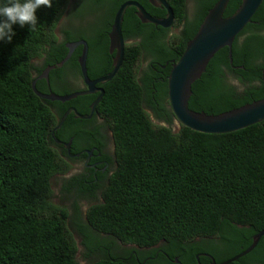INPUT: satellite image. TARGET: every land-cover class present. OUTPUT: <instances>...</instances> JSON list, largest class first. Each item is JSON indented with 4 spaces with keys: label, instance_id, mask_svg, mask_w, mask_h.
<instances>
[{
    "label": "trees",
    "instance_id": "trees-1",
    "mask_svg": "<svg viewBox=\"0 0 264 264\" xmlns=\"http://www.w3.org/2000/svg\"><path fill=\"white\" fill-rule=\"evenodd\" d=\"M70 1L72 19H78L79 10L103 12L93 36L75 35L71 25L60 31L59 39L58 22ZM125 1L53 0L50 8L36 11L34 28L14 25L11 43L0 42V264H78L68 212L52 202L51 179L70 165L64 151L62 155L55 149L60 146L51 132L68 108L88 115L98 93L49 101L33 92L32 83L44 95L83 91L76 86L82 81L81 46L43 77L66 58L67 45L80 40L88 45V78L108 74L116 56L109 52V32ZM130 1L154 18L166 15L148 0ZM192 1L194 11L188 18L187 0H166L174 16L171 27L179 28L175 34L171 27L142 23L136 9L127 8L123 60L115 76L98 86L104 94L93 116L80 120L71 113L54 133L59 141L72 138L76 149L83 136L79 130L86 136L93 133L89 127L95 115L112 132L117 168L101 190V201L86 211V224L100 237L81 233L83 245L95 255L88 264H137L134 257L145 264H170L175 257L182 264H196L197 253H207L220 264L247 249L264 231V121L224 134L199 133L182 125L174 133L154 125L145 110L147 106L168 125L176 121L168 104L167 77L218 0ZM241 2L229 0L223 17L234 14ZM142 58L148 63L140 70ZM33 60H40L39 65ZM63 83L72 90L60 89ZM262 99L264 0L233 41L231 61L228 49H220L192 84L188 109L217 116ZM66 182L87 194L79 176ZM156 245L167 257L155 258ZM85 257L91 259L90 254ZM208 262L200 258V264ZM230 264H264L263 238Z\"/></svg>",
    "mask_w": 264,
    "mask_h": 264
},
{
    "label": "water",
    "instance_id": "water-1",
    "mask_svg": "<svg viewBox=\"0 0 264 264\" xmlns=\"http://www.w3.org/2000/svg\"><path fill=\"white\" fill-rule=\"evenodd\" d=\"M229 0H218L217 3L207 12L194 37L187 42L185 50L173 63L167 77V99L169 107L179 125L192 131L204 134H224L244 129L248 126L264 121V99L245 105L238 109L217 115L209 116L203 113H195L188 109V100L191 95V86L198 80L213 56L222 48L228 49V56L231 61V47L235 38L251 22L252 17L261 6L263 0H242L239 8L230 17L224 18L223 13ZM155 7H161L166 11L162 19L150 16L144 8L135 1H125L117 9L109 32V52H115L112 70L97 79H89L87 76L88 45L80 40L67 45L68 54L66 58L54 67L46 70L61 67L69 58L73 50L82 47L78 59L80 74L85 86L83 91L74 92L64 96L40 94L35 88V81L32 83L33 92L41 99L58 102H68L78 96L98 93L90 107L88 115L77 113L74 108H68L62 115L56 127L51 132L53 141L69 149V144H64L55 138L54 133L61 128L66 118L72 113L75 118L89 120L94 114L95 108L104 91L99 85L109 82L119 70L124 53L125 41L122 36V23L125 11L129 7L136 9V15L142 23H149L156 27L168 29L172 26L174 16L166 0H148ZM43 77L47 78V74ZM263 238L264 231H260L253 237V243L247 249L235 257L220 264H230L249 254ZM213 264L214 261H212Z\"/></svg>",
    "mask_w": 264,
    "mask_h": 264
},
{
    "label": "rangeland",
    "instance_id": "rangeland-1",
    "mask_svg": "<svg viewBox=\"0 0 264 264\" xmlns=\"http://www.w3.org/2000/svg\"><path fill=\"white\" fill-rule=\"evenodd\" d=\"M73 1H70L66 10L62 14L57 26V35L59 39H62L61 30L67 28L69 26L74 25V29L72 30L75 35L78 34H86L87 36H93L98 28L101 26V13L97 10H91V12H82L78 11L79 17L78 19H72L71 9L73 5ZM194 11V2L192 0H187V14L188 18H190ZM179 28H170V33H177ZM131 41H127L129 43ZM33 63L37 66L40 63V60H33ZM147 60H143L140 63V70L144 69L147 66ZM139 70V71H140ZM232 85H237L233 79H229ZM76 86L78 88L83 87L82 81H77ZM58 87L62 90H72V87L69 83H63L58 85ZM237 87V86H236ZM145 110L148 114L149 120L156 126H165L169 127L172 132H177L179 130V124L177 121H173L171 125H168L163 120H158L153 112L145 106ZM58 152L60 150L55 148ZM69 163V162H68ZM70 167L63 174H57L51 179V189H52V202L60 207H64L68 212V227L74 236L75 246H76V254L75 259L78 264H88L90 261H94L95 255L93 252H89L86 246L83 245V238L81 233L87 232L90 238H96L99 234L95 233L91 230L86 224V211L87 209L101 201V195L96 193L95 198L91 199L84 205V200L89 199V194H82L75 188H70V184L66 182L72 176L82 172L83 162L72 165L69 163ZM100 237V236H99ZM104 237L103 235L101 238ZM121 248V247H120ZM123 248V247H122ZM92 253V254H91ZM86 254H90L91 259H87L85 257Z\"/></svg>",
    "mask_w": 264,
    "mask_h": 264
},
{
    "label": "flooded vegetation",
    "instance_id": "flooded-vegetation-1",
    "mask_svg": "<svg viewBox=\"0 0 264 264\" xmlns=\"http://www.w3.org/2000/svg\"><path fill=\"white\" fill-rule=\"evenodd\" d=\"M46 74L47 73L45 71L43 75L45 76ZM82 88L85 89L84 84ZM89 128V131H93V133L89 136H86L84 132L79 130V133H81L83 136L80 137L79 141L76 142V149L71 145L72 138H69L67 142L61 141L64 144H69L68 150L63 144L58 145L60 146V151H62L61 154L64 155V151L65 155L63 157L69 163L75 165L77 163L83 162L82 172L74 176H79L80 179L83 180V182L87 185L86 192L89 194L90 198L84 200V205L91 199L95 198L94 196L96 193H101V190L105 185L108 184L110 177L117 168L115 144L108 123L105 122L103 118L95 115L93 126ZM71 133L72 131H68L67 134L70 135ZM155 248L157 249L155 258H157L158 254H162L164 257H167L159 250V245H156ZM151 258L152 257H148L147 259ZM200 258L207 259L209 262L206 264H213V257L207 253L195 254L194 259L196 264H200ZM134 261L137 264H145V260L139 262L137 257H134ZM169 261L170 264H182V262L176 257L169 259Z\"/></svg>",
    "mask_w": 264,
    "mask_h": 264
},
{
    "label": "clouds",
    "instance_id": "clouds-1",
    "mask_svg": "<svg viewBox=\"0 0 264 264\" xmlns=\"http://www.w3.org/2000/svg\"><path fill=\"white\" fill-rule=\"evenodd\" d=\"M53 0H0V42L11 43L16 35L13 26L34 28L37 25L36 11L51 7Z\"/></svg>",
    "mask_w": 264,
    "mask_h": 264
}]
</instances>
